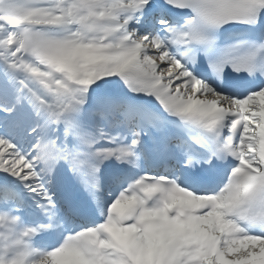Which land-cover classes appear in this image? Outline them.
I'll use <instances>...</instances> for the list:
<instances>
[{"label": "snow or ice", "instance_id": "1", "mask_svg": "<svg viewBox=\"0 0 264 264\" xmlns=\"http://www.w3.org/2000/svg\"><path fill=\"white\" fill-rule=\"evenodd\" d=\"M0 264H264V0H0Z\"/></svg>", "mask_w": 264, "mask_h": 264}]
</instances>
